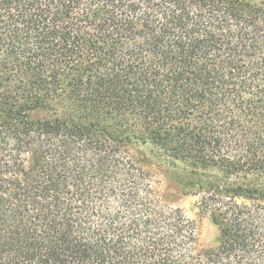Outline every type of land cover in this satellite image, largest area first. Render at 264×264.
Segmentation results:
<instances>
[{"label":"trees","instance_id":"1","mask_svg":"<svg viewBox=\"0 0 264 264\" xmlns=\"http://www.w3.org/2000/svg\"><path fill=\"white\" fill-rule=\"evenodd\" d=\"M0 264H264V0H0Z\"/></svg>","mask_w":264,"mask_h":264},{"label":"rangeland","instance_id":"2","mask_svg":"<svg viewBox=\"0 0 264 264\" xmlns=\"http://www.w3.org/2000/svg\"><path fill=\"white\" fill-rule=\"evenodd\" d=\"M158 177L161 183L160 187L166 195L168 203L183 208L196 222L200 245L204 248L216 247L219 244L220 229L208 215L199 212L196 206L198 196L182 193L177 183L170 178L171 176L161 173L158 174Z\"/></svg>","mask_w":264,"mask_h":264}]
</instances>
